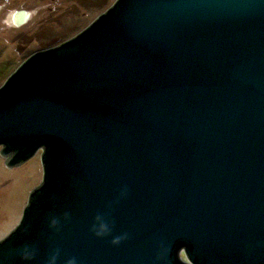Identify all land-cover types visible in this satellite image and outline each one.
<instances>
[{
    "label": "water",
    "instance_id": "95a60500",
    "mask_svg": "<svg viewBox=\"0 0 264 264\" xmlns=\"http://www.w3.org/2000/svg\"><path fill=\"white\" fill-rule=\"evenodd\" d=\"M0 146L43 165L0 264H264V0H115L0 86Z\"/></svg>",
    "mask_w": 264,
    "mask_h": 264
},
{
    "label": "rangeland",
    "instance_id": "374dc122",
    "mask_svg": "<svg viewBox=\"0 0 264 264\" xmlns=\"http://www.w3.org/2000/svg\"><path fill=\"white\" fill-rule=\"evenodd\" d=\"M114 2L0 0V86L32 53L73 37ZM24 10L29 12L25 23L10 22ZM41 154L15 168L7 167L0 154V240L19 224L31 191L42 182Z\"/></svg>",
    "mask_w": 264,
    "mask_h": 264
},
{
    "label": "bare ground",
    "instance_id": "6f19581e",
    "mask_svg": "<svg viewBox=\"0 0 264 264\" xmlns=\"http://www.w3.org/2000/svg\"><path fill=\"white\" fill-rule=\"evenodd\" d=\"M23 16H24V12H22V13H14V15L11 16L12 18H11L10 22L12 21L13 23H17L18 20L23 19Z\"/></svg>",
    "mask_w": 264,
    "mask_h": 264
},
{
    "label": "trees",
    "instance_id": "16d2710c",
    "mask_svg": "<svg viewBox=\"0 0 264 264\" xmlns=\"http://www.w3.org/2000/svg\"><path fill=\"white\" fill-rule=\"evenodd\" d=\"M105 1V0H104Z\"/></svg>",
    "mask_w": 264,
    "mask_h": 264
}]
</instances>
